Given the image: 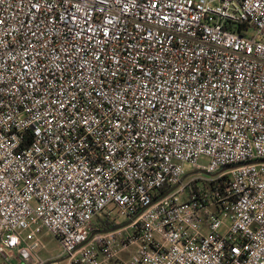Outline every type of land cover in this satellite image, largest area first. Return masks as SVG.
<instances>
[{"label": "built area", "instance_id": "built-area-1", "mask_svg": "<svg viewBox=\"0 0 264 264\" xmlns=\"http://www.w3.org/2000/svg\"><path fill=\"white\" fill-rule=\"evenodd\" d=\"M43 232L67 264H264V0H0V255Z\"/></svg>", "mask_w": 264, "mask_h": 264}, {"label": "rangeland", "instance_id": "rangeland-1", "mask_svg": "<svg viewBox=\"0 0 264 264\" xmlns=\"http://www.w3.org/2000/svg\"><path fill=\"white\" fill-rule=\"evenodd\" d=\"M205 159H202L201 162L205 163ZM184 169L186 172H190L192 169L190 166L185 165ZM116 218V221L118 224L123 223L125 221V218L123 217H117L115 213L112 214L111 219ZM104 219V215L102 216ZM228 222V221H224ZM220 234H223L225 232V229H220ZM38 242L39 247L37 249V255L39 259L41 260L42 264H67L66 260H64V257L61 255V247L58 241L50 236V234L43 232L38 236ZM58 262V263H54ZM0 264H24L20 259L11 258L10 260L6 261L4 258L0 255Z\"/></svg>", "mask_w": 264, "mask_h": 264}, {"label": "trees", "instance_id": "trees-1", "mask_svg": "<svg viewBox=\"0 0 264 264\" xmlns=\"http://www.w3.org/2000/svg\"><path fill=\"white\" fill-rule=\"evenodd\" d=\"M97 221L101 222V219H98ZM117 224L113 221L104 220L102 221V225L98 224V228H100L103 231L109 230L110 228L116 227Z\"/></svg>", "mask_w": 264, "mask_h": 264}, {"label": "water", "instance_id": "water-1", "mask_svg": "<svg viewBox=\"0 0 264 264\" xmlns=\"http://www.w3.org/2000/svg\"><path fill=\"white\" fill-rule=\"evenodd\" d=\"M123 226V225H122ZM121 226H119V227H115V228H113V229H111V230H108V231H113V230H115V229H118V228H120ZM108 231H106V232H108ZM64 260H66V258H64ZM54 263H58V262H54ZM47 264H51V263H47Z\"/></svg>", "mask_w": 264, "mask_h": 264}]
</instances>
